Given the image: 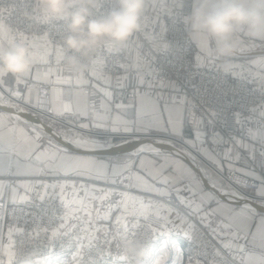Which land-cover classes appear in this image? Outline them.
<instances>
[{
	"label": "crops",
	"instance_id": "obj_1",
	"mask_svg": "<svg viewBox=\"0 0 264 264\" xmlns=\"http://www.w3.org/2000/svg\"><path fill=\"white\" fill-rule=\"evenodd\" d=\"M174 2L175 0H148L140 32L153 39L154 34L161 29L163 14ZM188 33L196 63L214 66L218 61L213 51L215 45L209 46L206 37L193 35L189 30ZM238 36L241 40L240 47L229 57L233 74L246 75L250 83L264 85V75L259 73L263 69L259 61H263L264 57V40H252L243 33ZM43 44L41 41L35 44L37 59L45 50ZM135 66L134 73L119 78L102 74L99 66L78 76L62 73V82L49 83L57 89L56 93L51 90L54 112L61 114L71 110L72 122L84 129L127 131L134 122L138 131L178 137L185 141L196 156L169 143L150 139L118 140L108 145L96 142L92 143L96 147L87 148L99 150L117 147L123 150L129 144L140 149L164 145L184 154L198 172L180 158L166 152L151 150L107 156L79 153L51 136L57 134L67 140V135L55 131L47 120L25 110L19 113L20 129L33 136L38 133L42 147L48 148L52 144L50 151L55 153V163L60 167L49 169L47 164H29L18 169L14 161L9 166V152L6 150L3 154V175H0V183L6 186L4 198L12 202L11 189L16 188L19 192L16 202L24 200L25 189L20 185L34 186L41 167L49 178L48 185L76 184L79 188L77 180L83 179V176L93 177L109 170L111 177H118L134 165L137 173L131 180V194L128 196L132 199L126 198L127 209L139 215L149 214L163 220L156 233L149 264H202L198 263L186 238L187 230L193 222L199 223L207 231H214V240L239 264H264V202H249L240 198L219 178L220 173L228 171H236L254 179L264 177V106L257 109L253 117L239 122L235 132L236 147L224 143L222 152L217 153L205 141L206 121L200 117L185 115L183 98L175 85L169 81H152L137 58ZM49 67L50 64L39 65L41 73ZM51 68L55 70L58 67ZM36 69L37 64L34 77ZM51 79L55 80V75ZM31 81L44 83L43 79ZM7 85L15 86L11 78H8ZM124 85L136 86L138 89L133 107L124 103L120 90ZM82 86H90L102 95L98 108H88V98L81 91ZM19 87L23 89L25 86ZM4 111L15 114L13 109ZM46 137L57 145L45 140ZM72 137L77 138L76 135ZM248 192L256 197H264V182L260 181L256 190ZM68 193L71 194V189ZM93 219L98 218L95 216ZM8 243L9 228L0 226V246Z\"/></svg>",
	"mask_w": 264,
	"mask_h": 264
},
{
	"label": "built area",
	"instance_id": "obj_2",
	"mask_svg": "<svg viewBox=\"0 0 264 264\" xmlns=\"http://www.w3.org/2000/svg\"><path fill=\"white\" fill-rule=\"evenodd\" d=\"M24 5L20 0H0V20L13 27L24 28L27 21L23 19L21 10ZM3 9H9L7 13ZM189 11V0H175L166 11L163 23L161 41L164 49L156 50L146 44L141 36L143 47L132 49L135 37L124 45L110 44L101 46L88 61V70L101 60L100 70L107 75H127L133 71L130 56L137 51L140 62L147 68L150 76L157 81L172 80L186 100V112L198 114L206 119L209 129L206 141L218 152L224 143L236 147L235 132L242 119L253 117L257 109L264 106V88L255 87L246 78L235 76L230 70L228 57H221L212 67H203L194 63L190 54L189 40L181 27V20ZM38 31H42L38 30ZM51 39L55 42L56 30H52ZM50 66L58 67L55 54L50 57ZM34 94L47 92L46 106L31 107L25 105L26 111L40 116L55 125L66 128L68 134L99 137L102 134L81 130L64 119L73 118L70 110L62 116L54 112L49 83L29 81ZM22 89V88H21ZM81 91L87 96L89 108L99 107L102 95L90 86H82ZM125 102L133 104L135 90L122 87ZM261 121V120H260ZM110 135L109 132L104 136ZM111 139H123L124 135H110ZM133 139H152L167 141L171 145L188 146L169 136H145L136 134ZM51 145L48 149H52ZM254 179L236 171L221 175V180L238 196L264 202V197H256L248 190H256L264 177ZM49 178L45 170L40 171L34 187L27 193L28 199L20 202H8L3 199L0 207V226L14 229L10 243L15 244L18 258L32 254L43 259L44 264H132V257L124 258L122 242L124 240L139 241L145 248L142 257L143 264H149L156 230L163 221L152 215H139L129 212L116 215L112 221L105 224L102 230L91 225L81 214L80 219H70L66 226L64 217L67 209L59 192L51 188L41 199V185H48ZM117 217L123 219L117 223ZM127 225L125 227L124 225ZM16 228L21 229L19 233ZM97 228V229H96ZM17 233V234H16ZM189 246L196 255L208 264H235L229 254L214 240L213 236L199 225H193L187 235Z\"/></svg>",
	"mask_w": 264,
	"mask_h": 264
},
{
	"label": "clouds",
	"instance_id": "obj_3",
	"mask_svg": "<svg viewBox=\"0 0 264 264\" xmlns=\"http://www.w3.org/2000/svg\"><path fill=\"white\" fill-rule=\"evenodd\" d=\"M27 24L13 27L0 20V131L9 138L19 135V113L25 105L46 106L47 92H33L29 81L37 62L35 44L41 41L55 54L63 74L83 75L88 61L103 45H124L142 30L148 0H20ZM7 13L9 9H3ZM196 36L215 45L216 59L230 57L240 47L243 33L252 40H264V0H189L182 21ZM42 31H38L41 30ZM56 30L55 42L51 39ZM11 78L15 86H8ZM24 85L21 89L19 86ZM13 109L15 114L4 111ZM18 231L17 233H19ZM16 233V234H17ZM124 258L143 264L145 248L139 241L122 242ZM0 264H44L31 253L18 258L15 244L0 246Z\"/></svg>",
	"mask_w": 264,
	"mask_h": 264
},
{
	"label": "rangeland",
	"instance_id": "obj_4",
	"mask_svg": "<svg viewBox=\"0 0 264 264\" xmlns=\"http://www.w3.org/2000/svg\"><path fill=\"white\" fill-rule=\"evenodd\" d=\"M174 4V3H173ZM172 4V5H173ZM166 13V12H165ZM165 16H166V14H163V16H162V19H161V29L159 30V31H157L155 34H154V36H153V39H149L148 37H146L145 35H143L141 32H138V34L141 36V38L143 39V41L146 43V44H148V45H150L151 47H153L154 49H156V50H160V49H164V45H163V43H162V41H161V37H162V34H163V31H162V29H163V23H164V18H165ZM183 21V19L181 20V27L183 28V30H184V32H185V34H186V36H187V38H188V40H189V43H190V54H191V56H192V58H193V60H194V63L195 64H197L196 63V61H195V58H194V54H193V46H192V42H191V40H190V37H189V33H188V30L186 29V27H185V25H184V23L182 22ZM135 44H133V46H132V49H134V48H137V47H143L142 45H144L143 44V42L138 38V36L135 34ZM111 46H112V48H113V46L114 45H112V44H110ZM113 49H115V48H113ZM135 58H137V61H138V63H140L141 65H142V67H143V69H145V71H146V74H147V76H148V78H150L152 81H154V82H156V83H161V82H166V81H169V82H171L172 84H174L175 85V82L174 81H172V80H163V81H157L155 78H153L152 76H150V74L148 73V70H147V68L140 62V60H139V57H138V54H137V51L136 50H133L132 51V53H131V56H130V63L132 64V66H133V71L131 72V73H129V74H127V75H131L132 73H134V71L136 70V66H135ZM219 60V59H218ZM262 60L263 61H259V63H261V65H262V67H263V69H261V70H259V73L260 74H263L264 75V57L262 58ZM217 63V62H216ZM228 64L230 65V61H229V57H228ZM197 65H199V64H197ZM96 66H102L101 65V60L100 59H98V61H97V64L94 66V67H96ZM199 66H201V65H199ZM203 67H212V66H203ZM93 68V67H92ZM92 68H90L89 70H91ZM230 70L232 71L233 69H232V67H231V65H230ZM100 72L102 73V74H104L101 70H100ZM232 73H233V71H232ZM104 75H107V74H104ZM127 75H120V76H111V75H107V76H110V77H113V78H119V77H124V76H127ZM235 76H237V75H235ZM241 76L242 77H244V78H246L247 76L246 75H243V74H241ZM246 76V77H245ZM247 79V78H246ZM248 80V79H247ZM249 81V80H248ZM250 82V81H249ZM252 84V83H251ZM255 87H258V88H264V85H257V84H253ZM124 86H127L129 89H131V90H135V92H136V96H135V99H134V103L133 104H128V103H126L125 102V96H124V94H123V92H122V87L123 86H121V88H120V90H121V93H122V95H123V100H124V103H125V105H127V106H130V107H133V106H135V104H136V98H137V94H138V89H137V87L136 86H129V85H124ZM175 87H176V89H177V91L179 92V94L182 96V98H183V103H184V113H186L185 115H187V116H196V117H200V118H202V119H204L205 121H206V119L204 118V117H202V116H200V115H198V114H195V113H193V114H188L187 112H186V100H185V98H184V96H183V94L178 90V88H177V86L175 85ZM87 104H88V102H87ZM88 108H89V104H88ZM90 109V108H89ZM69 110V109H68ZM91 110V109H90ZM71 111V110H70ZM65 112V111H64ZM64 112H62L61 114H58V116H62L63 114H64ZM72 113V112H71ZM39 118H41V119H44V118H42V117H40V116H38ZM66 122H68L69 124H71V125H73L74 127H77V128H79V129H81V130H85V131H90V132H92V133H99V134H102V135H100L99 137H89V136H84V135H76V137L77 138H79V140H81V141H85V142H87V143H89L90 144V142L91 143H100V145H108V144H110V143H112V142H115V141H118V140H133V138H138V137H134L136 134H142V135H145V136H150V137H155V136H163V135H165V136H169V137H172V138H175V139H177V140H179V141H181L184 145H186V143H185V141H183L182 139H180V138H178V137H175V136H173V135H170V134H166V133H149V132H142V131H138L137 130V127H136V124L133 122L131 125H130V130H127V131H121V130H118V131H107V130H101V129H97V128H86V129H84V128H82V127H79V126H77L76 124H74L73 122H72V120H73V118L71 119V118H66V119H64ZM48 121V120H47ZM49 123H50V125L52 126V129H54L55 131H57V132H61L62 134L64 133L65 135H69V136H71V134H68V132H67V130H66V128L65 127H63V126H61V125H55V124H53L52 122H50V121H48ZM206 124H207V131H208V129H209V124H208V122L206 121ZM109 132V134L110 135H113V134H115V135H124L126 138H123V139H111V137H108V136H110V135H108V136H104L105 135V133H108ZM206 135H207V132H206ZM206 135H205V141H206ZM73 136V135H72ZM71 136V137H72ZM45 140H47V141H49L50 143L51 142H53L52 141V139H50V138H44ZM150 139V138H149ZM138 140V139H137ZM150 140H152V139H150ZM155 141H158V140H155ZM162 142V141H161ZM54 144H55V142H53ZM164 143V142H163ZM52 144H49L48 145V148L51 146ZM55 145H57V144H55ZM175 147H177V148H179V149H181V150H183V151H185V152H188L189 154H192L193 156H195V152H192V149L188 146V148H189V150L190 151H188V150H186V149H184L183 147H180V146H176V145H174ZM211 146V145H210ZM92 147H94V146H92ZM215 150L217 151V149L215 148ZM223 150V149H222ZM222 152V151H221ZM221 152H218L217 151V153H221ZM229 172V171H228ZM228 172H226V173H228ZM136 173H137V170H136V168H135V166L133 165V167L131 166L130 167V169L125 173V172H123V173H120L121 175L120 176H118V177H111V175H110V171L109 170H107V172L106 173H103V174H101V175H95V176H93V177H91V176H83L82 178L83 179H78V180H80V181H78L77 180V183H79V185H81V184H84V185H87L90 189H92L93 188V194L96 196V197H100V196H103V195H105L106 193H110V195H109V197H108V199H106V200H103V201H101V200H99V199H93V200H91V203H92V207H93V209H96V208H98L99 209V211H100V214H101V217L103 216V214H105V213H107L108 211H109V209L111 208L112 209V211H111V217L109 218V219H107V220H105V219H103V218H98L97 220L96 219H93L95 216H96V214H95V212H93L94 214H93V217H92V222H89L91 225H93L94 227L95 226H98L99 227V230H102L103 229V227H104V225L105 224H108V222H110V221H112V219L116 216V215H119L120 213H124V212H129V213H133V214H136V213H134L133 211H129V209H127V210H125L124 209V204L125 203H127V200H126V196H124V195H121L122 193H125V194H127V196L129 195L130 196V194H131V190H130V186H131V180L135 177V175H136ZM226 173H220L219 174V178H220V176L223 174V175H226ZM69 178H72V177H69ZM69 178H64L65 180L66 179H68V180H74V179H69ZM221 179V178H220ZM55 181V180H54ZM222 181V180H221ZM222 183H224L223 181H222ZM225 184V183H224ZM226 185V184H225ZM103 189V191H97L96 189ZM70 189L71 188H69V190H68V192L70 191ZM54 191L55 192H59V190H56V189H54ZM67 192V194L69 195V197H71V194L70 193H68ZM81 195H83V193L81 192ZM84 216V215H83ZM143 216H145V215H143ZM85 217V219L88 221V217L87 216H84ZM160 219V218H159ZM162 220V219H161ZM163 221V220H162ZM193 225H199V226H201L199 223H192L191 225H190V227H189V229L193 226ZM202 227V226H201ZM203 228V227H202ZM97 229V228H96ZM159 229V228H158ZM157 229V230H158ZM189 229L187 230V233H188V231H189ZM204 229V228H203ZM157 230H156V233H157ZM205 231H207V230H205ZM209 231V230H208ZM207 231V232H208ZM187 233H186V235H187ZM209 233L213 236V238H214V231H209ZM155 238H156V235H155ZM187 238V237H186ZM155 241V240H154ZM188 242V241H187ZM193 251H194V254H195V256H196V258L198 259L197 261H198V263H202V264H208V263H206V262H204V261H202L200 258H198V256L196 255V252H195V250L194 249H192ZM225 251V250H224ZM232 259H233V257L231 256V255H229ZM233 262L235 263V264H239L235 259H233Z\"/></svg>",
	"mask_w": 264,
	"mask_h": 264
},
{
	"label": "snow or ice",
	"instance_id": "obj_5",
	"mask_svg": "<svg viewBox=\"0 0 264 264\" xmlns=\"http://www.w3.org/2000/svg\"><path fill=\"white\" fill-rule=\"evenodd\" d=\"M44 52L37 59V69H36V80L43 79L44 83H52L57 84L62 82V72L59 68L53 70L51 67L47 68L43 73H41L39 65L50 64V57L52 52L48 50L47 44H43ZM55 75V80L51 78ZM53 92L56 93L57 89L53 87ZM35 131V129H33ZM7 146V147H5ZM9 152L8 163L9 166L15 162L17 168L28 166L29 164H39L41 166L47 164L49 169L59 168L60 165L55 163V153H52L50 149L46 147H42L40 144V135L37 133L36 135H29L23 129L19 130V135L15 132L9 138H5L2 131H0V175H3L4 168V152ZM27 162V163H26ZM41 171H43V167H41ZM20 187L25 189V196L22 199H28L27 193L34 187L33 185H20ZM43 188V192H39L38 195L41 199H43L48 194V189H57L59 188V195L61 199L65 203V207L67 209L66 215L64 217L65 223L60 225L61 228L66 226V223L70 219H80L81 214L88 217V222H92L93 212L96 213L97 218H103L105 220L111 217L110 208L109 211L101 217L100 211L98 208L93 209L91 200L99 199L101 201L108 199L110 193H106L103 196L96 197L93 194V188L90 189L87 185L81 184L79 188H77L76 184L66 185H41ZM71 188V197L67 194V189ZM5 188L6 186L0 183V207H3V199L5 196ZM97 191H103V189H96ZM81 192L83 195H81ZM127 197L128 200H131L132 197L127 196V194L122 193ZM19 196V192L16 188L11 189V197L12 202L15 203L17 197ZM125 210H127V203L124 204ZM123 217H117L116 222L119 223ZM127 227V225H124ZM14 229L12 227L9 228V239L11 240L13 236ZM15 231H21V229L16 228Z\"/></svg>",
	"mask_w": 264,
	"mask_h": 264
},
{
	"label": "water",
	"instance_id": "obj_6",
	"mask_svg": "<svg viewBox=\"0 0 264 264\" xmlns=\"http://www.w3.org/2000/svg\"><path fill=\"white\" fill-rule=\"evenodd\" d=\"M55 140H57L60 144L69 147L71 149H74L75 151L85 154V155H96V156H107V155H113L116 153H139V152H144V151H159V152H166L169 154H172L178 158H180L181 160H183L184 162H186L189 166H191L195 171L198 172V169L192 164V162L190 161V159H188L184 154L175 151L174 149L168 147V146H164V145H160L154 148H143L140 149L139 147H135L132 144H129V147L121 150L118 149L117 147H108V148H103V149H99V150H90V149H85L82 148L80 146H77L55 134L51 135Z\"/></svg>",
	"mask_w": 264,
	"mask_h": 264
},
{
	"label": "bare ground",
	"instance_id": "obj_7",
	"mask_svg": "<svg viewBox=\"0 0 264 264\" xmlns=\"http://www.w3.org/2000/svg\"><path fill=\"white\" fill-rule=\"evenodd\" d=\"M57 135V134H56ZM61 136V135H60ZM73 136H75V135H73ZM89 136H92V135H89ZM163 136H165V135H163ZM93 137H95V136H93ZM68 141H70V142H73V143H76V144H78V145H81V146H83L85 149H89V148H87V147H92V146H94V147H96V145L95 144H92L91 142H90V144L89 143H87V142H85V141H81V140H79V139H77V138H75V137H69V136H66L65 137ZM158 141H160V139H158V138H156ZM162 142H164V143H169V142H167V141H162ZM188 149V151H190L189 150V148H187ZM196 156V155H195ZM213 181V180H212ZM240 197V196H239ZM240 198H242V197H240ZM242 199H244V200H246V201H249V202H253L252 200H249V199H246V198H242ZM258 203H262V202H258Z\"/></svg>",
	"mask_w": 264,
	"mask_h": 264
}]
</instances>
